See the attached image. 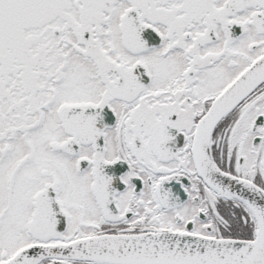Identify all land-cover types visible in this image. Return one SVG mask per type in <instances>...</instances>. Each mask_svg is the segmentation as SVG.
Here are the masks:
<instances>
[{"label": "snow or ice", "instance_id": "1", "mask_svg": "<svg viewBox=\"0 0 264 264\" xmlns=\"http://www.w3.org/2000/svg\"><path fill=\"white\" fill-rule=\"evenodd\" d=\"M0 264H264V0H0Z\"/></svg>", "mask_w": 264, "mask_h": 264}]
</instances>
